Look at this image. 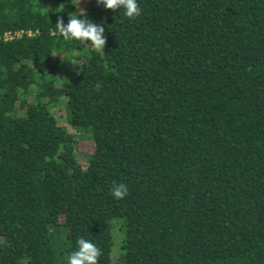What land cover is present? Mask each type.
Listing matches in <instances>:
<instances>
[{"label":"trees","instance_id":"16d2710c","mask_svg":"<svg viewBox=\"0 0 264 264\" xmlns=\"http://www.w3.org/2000/svg\"><path fill=\"white\" fill-rule=\"evenodd\" d=\"M137 3L85 0L98 53L53 36L67 0H0V264H66L80 238L98 264H264V0Z\"/></svg>","mask_w":264,"mask_h":264},{"label":"clouds","instance_id":"9594fccd","mask_svg":"<svg viewBox=\"0 0 264 264\" xmlns=\"http://www.w3.org/2000/svg\"><path fill=\"white\" fill-rule=\"evenodd\" d=\"M71 3L78 7L80 0H76L75 3L71 0ZM96 3L102 5L105 10L123 9L124 16L129 20L135 19L141 14L137 0H96ZM63 7L60 5L56 12L63 11ZM85 16L86 13L83 10H79L75 14L69 13L67 24L58 17L52 34L53 36L59 35L64 41L79 42L94 52H103L106 45V38L103 35L105 29L102 25L87 20L84 18ZM99 87L100 85H97L98 89ZM111 194L115 199H123L128 194L126 185L114 184ZM77 246V249L67 257L66 264H98V258L101 255L99 247L84 238L78 239Z\"/></svg>","mask_w":264,"mask_h":264},{"label":"rangeland","instance_id":"374dc122","mask_svg":"<svg viewBox=\"0 0 264 264\" xmlns=\"http://www.w3.org/2000/svg\"><path fill=\"white\" fill-rule=\"evenodd\" d=\"M73 3L76 2V0H72ZM85 5V0H80L79 6H73L71 3V0H67V6L70 7L72 10L70 13H75L77 10H82ZM78 62L75 60H67L64 63L63 71H60L56 75V83L59 84L62 82V80L66 77H71L75 74L77 69ZM52 113L56 118V121L59 125L65 127L68 133L74 135V137L77 140V148L75 149V155L77 158V161L84 165L87 162L88 156L93 153L94 151V144L87 139H81L80 134L76 132V130L70 126L66 121L65 111L63 105L56 106L52 109ZM113 243H112V253L111 257L112 260H116L120 254H121V242H122V227L120 221H114L113 222Z\"/></svg>","mask_w":264,"mask_h":264},{"label":"built area","instance_id":"2783aa9c","mask_svg":"<svg viewBox=\"0 0 264 264\" xmlns=\"http://www.w3.org/2000/svg\"><path fill=\"white\" fill-rule=\"evenodd\" d=\"M22 34L30 35V32H17V33L15 34V36H16V37H19V36H21ZM3 37H4L5 39H10V38L13 37V35L10 34V33H6V34H4Z\"/></svg>","mask_w":264,"mask_h":264}]
</instances>
